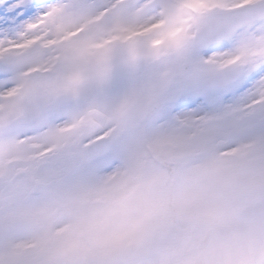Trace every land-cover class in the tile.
I'll return each instance as SVG.
<instances>
[{
  "label": "snow or ice",
  "instance_id": "snow-or-ice-1",
  "mask_svg": "<svg viewBox=\"0 0 264 264\" xmlns=\"http://www.w3.org/2000/svg\"><path fill=\"white\" fill-rule=\"evenodd\" d=\"M52 5L0 0V111L10 93L21 103L44 97L18 108L2 133L29 141L32 162L0 181V264H264V0H184L175 12L169 0L116 5L130 15L158 10L153 23L167 30L180 25L176 38L150 40L145 59L199 57L192 79L155 96L151 117L134 115V134L120 123L126 101L109 107L111 60L78 85L79 36L50 43L60 33L46 26L44 41L12 51ZM243 37L261 38L258 55L229 64ZM97 108L104 115L91 117Z\"/></svg>",
  "mask_w": 264,
  "mask_h": 264
},
{
  "label": "rangeland",
  "instance_id": "rangeland-1",
  "mask_svg": "<svg viewBox=\"0 0 264 264\" xmlns=\"http://www.w3.org/2000/svg\"><path fill=\"white\" fill-rule=\"evenodd\" d=\"M98 4H107L108 0H96ZM126 0H112V3L105 8H94L90 10H78L70 8L74 0H53L49 10L31 26L28 38H22L12 47V51L20 54L44 41L49 33L46 26H51L53 31L60 35L56 41L50 43H64L80 37L77 43H86L87 47L81 52L83 62L81 73L78 74L77 83L84 86L89 76H100L105 70V61L111 60L114 65L112 70L113 93L112 104L126 101L121 112V127L134 134L133 117L138 112L148 109L155 110V96L168 87L170 83L182 86L186 81L197 74L198 55L195 52L185 55L183 51L173 50L169 54L155 60L145 59L147 44L154 37L159 36L165 40L176 38L180 25L167 30L159 23H153L158 17V10L155 13L143 15L139 11L135 14H128L122 10L114 11L118 4H124ZM149 4L159 3V0H147ZM184 0H169L175 12ZM257 0H241V4L256 3ZM190 5L195 8L206 7L209 0H189ZM195 30V29H194ZM38 36V41L34 40ZM259 37H243L234 46L235 54L228 60L229 64L242 62L245 55H258L257 45ZM34 42V43H32ZM159 43V40L156 41ZM137 54V59L131 68L122 65L131 55ZM61 95L62 94H58ZM44 102L42 95L21 97L13 93L9 94L7 103L9 109L6 112L0 111V181L5 178L7 172L22 174L31 159L24 154L25 149L30 151L29 141H21L14 135L5 136L3 130L10 124L17 122L14 114L18 108L28 109ZM154 113V112H153ZM104 112L99 108L92 110L91 117L100 118ZM69 117H62L57 123L62 124ZM67 135H71L72 129H65ZM23 146V147H22ZM54 147V146H53ZM43 154V153H42ZM10 158V162L6 158Z\"/></svg>",
  "mask_w": 264,
  "mask_h": 264
},
{
  "label": "water",
  "instance_id": "water-1",
  "mask_svg": "<svg viewBox=\"0 0 264 264\" xmlns=\"http://www.w3.org/2000/svg\"><path fill=\"white\" fill-rule=\"evenodd\" d=\"M248 6H253V5H248ZM151 115H152V111H148V112L146 113V116H147V117H151Z\"/></svg>",
  "mask_w": 264,
  "mask_h": 264
}]
</instances>
